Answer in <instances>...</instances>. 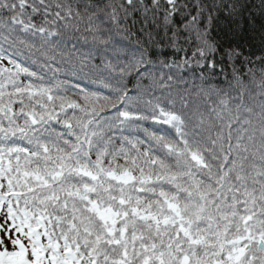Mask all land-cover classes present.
<instances>
[{"label":"snow or ice","instance_id":"snow-or-ice-1","mask_svg":"<svg viewBox=\"0 0 264 264\" xmlns=\"http://www.w3.org/2000/svg\"><path fill=\"white\" fill-rule=\"evenodd\" d=\"M264 0H0V264H264Z\"/></svg>","mask_w":264,"mask_h":264},{"label":"trees","instance_id":"trees-1","mask_svg":"<svg viewBox=\"0 0 264 264\" xmlns=\"http://www.w3.org/2000/svg\"><path fill=\"white\" fill-rule=\"evenodd\" d=\"M261 23H264V20L261 19L259 13H256V18H255L254 24H255L257 30H259Z\"/></svg>","mask_w":264,"mask_h":264}]
</instances>
